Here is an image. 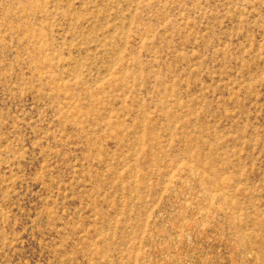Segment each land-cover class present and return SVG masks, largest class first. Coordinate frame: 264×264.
Listing matches in <instances>:
<instances>
[{
	"label": "rangeland",
	"instance_id": "1",
	"mask_svg": "<svg viewBox=\"0 0 264 264\" xmlns=\"http://www.w3.org/2000/svg\"><path fill=\"white\" fill-rule=\"evenodd\" d=\"M0 264H264V0H0Z\"/></svg>",
	"mask_w": 264,
	"mask_h": 264
}]
</instances>
